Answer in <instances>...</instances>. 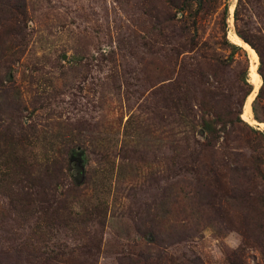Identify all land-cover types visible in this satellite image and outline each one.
<instances>
[{"label":"rangeland","instance_id":"rangeland-1","mask_svg":"<svg viewBox=\"0 0 264 264\" xmlns=\"http://www.w3.org/2000/svg\"><path fill=\"white\" fill-rule=\"evenodd\" d=\"M237 29L264 70V0H0V264H264V215L224 202L257 140L200 134L247 57L264 130Z\"/></svg>","mask_w":264,"mask_h":264},{"label":"trees","instance_id":"trees-1","mask_svg":"<svg viewBox=\"0 0 264 264\" xmlns=\"http://www.w3.org/2000/svg\"><path fill=\"white\" fill-rule=\"evenodd\" d=\"M224 13L226 11L224 10ZM223 25L225 26V17L223 18ZM236 34L245 42H247L251 47H253L260 58V64L258 66V73L262 78V84L259 87L255 99L252 101V112L254 118L257 122H263V118L258 114L259 108H262V99H264V70L262 68L261 53L258 47L240 30H236ZM232 41V40H231ZM233 42V41H232ZM234 43V42H233ZM233 50H238L240 47L236 44H230ZM249 62L248 57L246 58V66L241 76L242 81V100L236 105L231 104L227 106L226 110H216L215 106H210L204 103V107L210 106V109H203V112L207 115V118L202 117V122L200 124V134L205 138V145L211 146L214 139L222 138V142L227 140L238 141L239 136L237 135L238 128L244 127L247 129L250 135H254L257 140L253 143V151H258V154L253 157L251 156V161L247 165L237 163L232 171L233 177L238 179V184L232 186L230 192L226 194L224 202L226 204L236 203L244 201L247 203H253L257 206L260 212L264 215V130H260L258 127L250 126L245 122L240 114L242 112V105L246 97L251 94L254 90L252 83L248 77ZM210 134L207 139L205 135ZM257 149V150H256ZM260 151V152H259ZM253 157V158H252ZM259 178L262 190L260 192H251V183ZM241 180V181H240ZM251 186V188H250ZM250 189V190H249ZM231 200V201H230Z\"/></svg>","mask_w":264,"mask_h":264},{"label":"water","instance_id":"water-1","mask_svg":"<svg viewBox=\"0 0 264 264\" xmlns=\"http://www.w3.org/2000/svg\"><path fill=\"white\" fill-rule=\"evenodd\" d=\"M245 42V41H244ZM245 43H247V42H245ZM248 44V43H247ZM258 90V89H257ZM257 93V92H256ZM256 95V94H255Z\"/></svg>","mask_w":264,"mask_h":264}]
</instances>
